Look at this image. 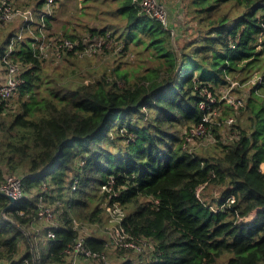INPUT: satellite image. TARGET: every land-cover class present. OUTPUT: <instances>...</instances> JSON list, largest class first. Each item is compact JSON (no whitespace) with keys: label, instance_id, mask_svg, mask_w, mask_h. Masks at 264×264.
I'll return each instance as SVG.
<instances>
[{"label":"trees","instance_id":"1","mask_svg":"<svg viewBox=\"0 0 264 264\" xmlns=\"http://www.w3.org/2000/svg\"><path fill=\"white\" fill-rule=\"evenodd\" d=\"M114 1L129 36L119 35L124 51L134 34L153 48L156 65L136 80L119 66L89 79L67 71L52 77L44 72L51 58L37 55L29 38L14 43L12 58L26 82L14 94L16 106L0 108V184L17 173L24 195L4 211L9 199L0 194V262L70 264L65 248L83 234L74 220L100 223L105 204L117 201L127 231L155 244L151 252L117 248V264H222L226 253L225 264L264 263V0H180L190 22L180 46L140 11L139 0ZM105 30L115 35L110 27L88 29ZM15 31L0 42V58ZM61 61L63 71L75 73L80 56L72 51ZM253 79L245 99L249 129L238 116L237 138L223 140L226 130L214 126L213 150L184 148L183 130L201 120V90ZM220 106L221 118L237 115L234 104ZM111 178L118 195L102 189ZM201 184L218 187L220 196L197 194ZM41 200L56 213L57 227H34ZM85 245L105 251L110 243L91 233Z\"/></svg>","mask_w":264,"mask_h":264},{"label":"built area","instance_id":"2","mask_svg":"<svg viewBox=\"0 0 264 264\" xmlns=\"http://www.w3.org/2000/svg\"><path fill=\"white\" fill-rule=\"evenodd\" d=\"M27 0H0V26L7 24H15L16 31L11 36L9 45L1 54L0 58V108L8 106L14 94L26 82L24 76V67L21 63L16 62L12 58L14 43L19 40L29 38L34 52L42 57L52 58L60 61L65 58L69 52L74 51L80 57L92 56L104 53L107 50H113L115 53L121 51L123 45L117 40L110 30L103 32L87 31L80 33L77 37L72 38L61 33H54L48 27L47 19L54 16L56 3L58 0H39L40 5L36 1H31L32 4H25ZM140 11L157 21L163 26L171 30L174 38L175 32L170 26L169 9L162 0H139ZM234 46V44H232ZM231 79V78H229ZM234 80L232 85L235 83ZM249 80L247 83L250 85ZM262 82V77H257V84ZM232 89V86L228 89ZM228 93V91H227ZM227 93L223 91L214 93L211 90L204 88L201 90L202 99L200 108L202 110L201 120L183 130V146L184 148L192 149L193 143L196 140L217 141L218 137L213 131L214 126L222 127L226 133L222 134L223 140H232L239 136L238 129L233 126L234 116L228 115L221 118V102L226 101L234 106L239 101L227 99ZM250 94L248 90L247 96ZM115 179L111 178L107 183L102 185V189L118 195L114 189ZM204 185H199L196 189L197 194H200ZM46 187V184L44 185ZM76 187V183L73 188ZM0 191L14 198L13 206L23 197L24 191L22 186V178L17 173L8 174L5 180L0 184ZM235 196H231L228 202H233ZM105 211L112 223L109 229L111 241L110 245L116 248L129 249L134 252H151L155 249L154 242L146 236H136L131 234L124 225L125 210L123 206L117 202L105 204ZM23 213V212H22ZM39 219L46 220L51 225L57 227L58 220L54 210L44 201H40L38 208ZM251 218H247L250 220ZM75 227H78V221L74 220ZM55 232L53 229L48 231V237L54 238ZM86 234H81L71 245L65 248V254L70 264H81L82 259L93 261H107L105 251L93 250L85 245ZM31 251L35 263V252L33 243L31 242ZM25 264H29V260L25 259ZM0 264H6L0 262Z\"/></svg>","mask_w":264,"mask_h":264},{"label":"rangeland","instance_id":"3","mask_svg":"<svg viewBox=\"0 0 264 264\" xmlns=\"http://www.w3.org/2000/svg\"><path fill=\"white\" fill-rule=\"evenodd\" d=\"M15 1L20 2V0ZM162 1L166 4L167 8H169L170 26L175 32L174 40L175 43H177V46H180L182 40L188 33V28L186 30V27L190 24L189 18L185 14L183 3L180 0ZM117 8L118 4L114 0H58L55 7L54 19L52 20V32L61 34H65L66 32L83 33L88 31L89 28L103 29L105 27H110L115 31L114 36L116 39L121 41L123 45L121 51H118L117 53H123V55L119 57V55L111 49L101 54L80 57V61H74L75 67L78 69L75 73L70 71L71 67H69V69H64L63 71L64 63H61V60L57 61L51 58L45 64L46 67L44 72L51 73L49 75L52 77L53 75L62 77V74L67 71L70 73L68 76L71 78H79L83 76L84 79H89L95 75H101L103 72H111V69L114 66H119V70L122 71V69H124L128 73L131 81L136 80L140 74L148 73L146 68L156 65V59H154L151 53L153 48L147 45V41L143 36L134 34L130 46L124 51V38H120L119 35L125 38L129 36L126 33L127 29L125 27V21L118 19L113 13ZM13 28H15V24L0 26V42L4 40L7 33ZM116 57L118 58L115 59ZM230 86H232V89L229 91L228 89ZM250 87L251 86L248 83L242 84L235 81L233 85L231 82V84L227 86H221L217 91H223V93H227L228 91L226 94L227 99H232L236 102L239 101V103H237L238 107L237 105L235 106V108H237V115H230L234 116V122L238 121L237 118L240 116V121H242V125H246L247 130L249 129L247 125L249 123L247 122V112H245L247 104L245 99ZM16 99V96H14L10 101L13 107L16 106ZM240 106L243 107L244 111L239 108ZM226 116L228 115H225L224 117ZM215 143V140H204V144H202L201 140H196L193 143L192 149H188L190 152H204L207 149L213 150ZM261 168L264 170V161L261 163ZM200 194L205 199L212 200L213 198L220 196V189L218 187L210 186L201 190ZM253 215L254 211L250 214L249 218ZM36 222L37 223L34 227L37 229H41L46 223H49L42 219H38ZM111 225L112 223L109 221L106 212L104 213V220L100 223H86L81 225L78 221V228L83 234L88 235L93 233L102 236L109 242L111 241L109 235ZM20 244L21 250L24 251L26 249V243L23 238L20 239ZM105 253L107 255V261L98 262L89 259H82L81 264H117L123 257L121 252L113 245H109L106 248ZM129 254L126 252L124 256ZM230 256V253L224 254L219 259V262L225 264Z\"/></svg>","mask_w":264,"mask_h":264},{"label":"water","instance_id":"4","mask_svg":"<svg viewBox=\"0 0 264 264\" xmlns=\"http://www.w3.org/2000/svg\"><path fill=\"white\" fill-rule=\"evenodd\" d=\"M0 194L6 196L9 199V203L8 205L5 207L4 211H7L9 208H11L13 206V202H14V198L5 194L4 192L0 191Z\"/></svg>","mask_w":264,"mask_h":264},{"label":"crops","instance_id":"5","mask_svg":"<svg viewBox=\"0 0 264 264\" xmlns=\"http://www.w3.org/2000/svg\"><path fill=\"white\" fill-rule=\"evenodd\" d=\"M118 55H119V57H121L122 55H123V53L122 54H120V53H117ZM118 57H116L115 59H117ZM122 71H125L124 69H122Z\"/></svg>","mask_w":264,"mask_h":264},{"label":"bare ground","instance_id":"6","mask_svg":"<svg viewBox=\"0 0 264 264\" xmlns=\"http://www.w3.org/2000/svg\"><path fill=\"white\" fill-rule=\"evenodd\" d=\"M49 25V24H48Z\"/></svg>","mask_w":264,"mask_h":264}]
</instances>
